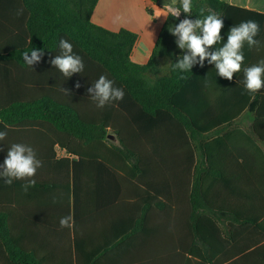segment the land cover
<instances>
[{
	"label": "trees",
	"instance_id": "16d2710c",
	"mask_svg": "<svg viewBox=\"0 0 264 264\" xmlns=\"http://www.w3.org/2000/svg\"><path fill=\"white\" fill-rule=\"evenodd\" d=\"M9 1V40L0 47V127L12 128L34 121L50 123L61 147L75 157L72 162L67 160L74 168L75 190L84 164L101 161V152L104 162L113 158L124 165L131 160L139 175L138 183L144 188L151 169L161 175L162 165H178V151L185 152L186 166H193L194 152L200 153L202 168L182 174L183 194L187 200L184 220L175 219L178 200L170 193L168 203L170 209H174V213L171 211L174 219H170V234L165 243L169 251L137 252L135 263L246 264L251 261L250 264H255L261 254L225 251L229 246V229L223 230L220 220L212 218V214L221 212L214 205L220 198L212 194L208 182L224 184L226 180L224 171L215 170L216 162H221L214 152L215 148L224 147L223 135L227 132L224 120L229 118V161L234 162L229 167L236 168L229 171V176L243 178L251 191L264 186V157L233 147L230 139V135L240 132L239 120L250 116L253 118L251 132L264 145V88L252 94L243 84V68L264 59V14L230 6L223 0H193L191 14L181 11L179 18L169 15L149 62L140 65L131 57L139 38L136 33L126 29L113 32L92 22L99 0ZM151 1L162 4L163 0ZM21 8L23 14L18 16L17 10ZM201 9L203 15L215 13L223 20L222 41L210 51L226 43L230 29L241 23L229 25L230 18L254 20L260 26L255 37L259 46L249 48L245 44L242 69L231 79L234 88H227L229 94L221 95L218 103L221 109L212 103L210 88H193L207 80L203 66L196 64L186 73L174 70L175 62L185 51L178 47L177 37L171 34L169 27L185 18H202ZM148 12L152 14L151 10ZM62 38L73 45L74 53L84 63V70L70 78L50 63L61 53ZM32 49L42 50L43 55L31 67L22 54L29 52L30 56ZM101 75L124 91L122 100L112 101L102 108L88 92ZM109 134L118 139V144L108 140ZM168 173L178 175L176 171ZM155 193L161 195L162 188L159 186ZM145 219L144 216V221L139 222L140 230L144 229ZM138 240L141 245H150L148 237ZM153 246L161 247L160 238L154 239ZM0 264H43L34 253L23 251L12 240L9 216L1 209ZM72 264H80L77 254Z\"/></svg>",
	"mask_w": 264,
	"mask_h": 264
},
{
	"label": "crops",
	"instance_id": "0c3cea01",
	"mask_svg": "<svg viewBox=\"0 0 264 264\" xmlns=\"http://www.w3.org/2000/svg\"><path fill=\"white\" fill-rule=\"evenodd\" d=\"M223 1L230 6L264 14V0ZM9 2L0 0V47H4L9 40ZM168 2L170 0H163L162 4L151 0H99L91 20L95 25L113 32L126 29L136 33L139 38L131 57L133 62L145 65L169 17L159 16V8L162 9ZM240 22L244 21L234 18L228 21L229 25ZM202 71L207 74V80L193 88H210L212 103L221 109L219 100L223 93L229 94L227 88H234L232 81L217 75L215 65L209 64L208 60ZM225 107L227 109V105ZM224 121L227 131L223 135L224 147L215 148L214 156L221 162H216L215 170L224 171L226 180L224 184L213 180L208 182L212 186V194L220 198L214 205L221 212L212 214V218L220 220L223 230L229 229V246L225 251L256 252L261 256L256 258L255 264H264V191L259 190L264 186L251 191L243 178L229 176V171H236V168L229 167L234 163L229 161V118ZM213 122L212 119L209 121ZM252 122V117H242L239 120L240 132L230 135V139L233 147L264 157L263 143L251 132ZM54 130L50 123L37 121L24 122L12 128L0 127V131L7 133L0 140V165H3L9 148L15 143L33 148L37 159L42 162L31 178L35 180V185L29 186L27 191L23 187L27 180H14L9 185L0 178V209L9 216L11 237L17 246L34 253L43 264H72L76 254L80 264H136L137 252L169 251L165 243H168L170 234V219H174L171 217L174 209L171 210L168 203L170 193L175 194L178 200L175 219L184 220L187 200L183 194L182 174L202 168L199 166L202 155L194 152L193 166H186L185 152L178 151V165H162L161 175L155 172L158 170L151 169L144 188L138 183L139 175L131 160L125 161L124 165L113 158L104 162L102 159L105 156L101 152V161L84 164L75 190L74 168L72 163L67 162L68 159L72 162L75 157L61 147ZM169 171H176L178 175L170 176ZM159 186L162 188L161 195L155 193ZM68 215L73 217V227H61V218ZM144 216V229L140 230L139 222L144 221ZM139 237H148L150 245H141ZM155 238H160L161 247L153 246Z\"/></svg>",
	"mask_w": 264,
	"mask_h": 264
},
{
	"label": "clouds",
	"instance_id": "9594fccd",
	"mask_svg": "<svg viewBox=\"0 0 264 264\" xmlns=\"http://www.w3.org/2000/svg\"><path fill=\"white\" fill-rule=\"evenodd\" d=\"M193 0H170L164 3L161 10V15L167 17L179 18L181 11L186 14L192 13ZM202 18L195 20L183 19L176 26H170L169 31L177 37L176 44L181 50L185 51L178 62L174 64V70H179L181 73L191 71L194 65H204L207 59L209 64H214L217 70V75L231 80L233 75L242 69L244 62L243 48L245 44L252 48L259 46V41L255 39L260 31L258 22L248 20L241 22L237 26H233L227 36V42L221 47L215 48L214 51L209 49L221 43L220 35L223 27L222 18L210 13L203 15ZM23 9L17 10V15H22ZM158 16V17H159ZM61 53L56 55L50 63L57 68L66 78L72 77L76 73H81L84 70L82 58L75 54L73 45L66 39H61L59 42ZM24 61L32 67L34 63L41 60L43 55L42 50L32 49L31 55L29 52H24ZM244 72V87L249 93H256L264 88V59H261L257 64L243 68ZM183 79L184 76H181ZM79 88V83L76 84ZM63 91L69 95L67 89ZM90 97L97 103L98 107H104L112 101L122 100L124 91L121 88L114 87V81L101 75L99 79L88 89ZM7 133L0 131V140L6 137ZM42 166V162L37 159L36 153L30 146L21 143L13 144L4 160L3 165H0V178L4 182L11 185L14 180H27L23 187L27 191L29 186L35 185V180L31 179L36 174L38 168ZM61 227H73V217L71 215L62 217L60 220Z\"/></svg>",
	"mask_w": 264,
	"mask_h": 264
},
{
	"label": "water",
	"instance_id": "95a60500",
	"mask_svg": "<svg viewBox=\"0 0 264 264\" xmlns=\"http://www.w3.org/2000/svg\"><path fill=\"white\" fill-rule=\"evenodd\" d=\"M108 140H110L112 142H115V143H118L119 142L118 139L114 135H112V134H109L108 135Z\"/></svg>",
	"mask_w": 264,
	"mask_h": 264
}]
</instances>
